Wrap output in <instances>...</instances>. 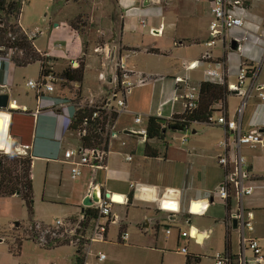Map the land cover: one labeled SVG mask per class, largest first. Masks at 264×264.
I'll list each match as a JSON object with an SVG mask.
<instances>
[{
	"label": "crops",
	"instance_id": "0c3cea01",
	"mask_svg": "<svg viewBox=\"0 0 264 264\" xmlns=\"http://www.w3.org/2000/svg\"><path fill=\"white\" fill-rule=\"evenodd\" d=\"M88 1L92 9L100 10L95 5L97 0ZM99 1H112L110 17L101 15L109 32L116 28L114 12L120 11L115 37L105 35L101 44L95 43L96 31L86 36L69 25L82 13L83 2L87 0H28L15 21L27 34L41 31L31 39L37 51L53 58L50 63L53 70L61 71L82 58L81 83H55L54 92L46 94L47 98L59 96L82 105H88L90 100L94 103L101 101L109 94V84L98 74L101 72L107 78L112 77L118 58L127 67L142 71L147 82L133 88L126 96L128 110L140 113L142 123L135 125L131 113L120 114L116 121L119 137L111 142L104 160L95 167L82 166L79 177L71 179L70 164L64 161L63 151L79 147V140L63 130L61 119L49 110L36 112V94L26 82L40 78L39 64L16 66L11 61L1 64L0 94L8 95L11 107L7 111L0 110V139L4 144H11V149L30 146L34 214L38 202L59 209L62 217L56 218L78 220L85 208L83 200L91 188L94 194L98 191L103 196L108 192L122 197L123 203L115 207L119 216L117 224L128 235L127 227L137 222L146 231L160 226L172 228L179 217H185L183 212L171 216L160 211L161 200H164L165 209L175 206L165 199L180 201L181 205L199 200L208 206L202 214L194 216L198 229L192 227L207 234L206 239L215 235L216 240L217 237L223 239L224 245L228 239V250L235 259L240 255L250 259L252 252L240 244L239 230L229 228L225 223L227 211L236 208V198L231 196L224 205L211 194L223 178V169L217 164V157L223 152L218 143L223 138L232 140L234 133L226 132L223 126L214 123L198 122H193L198 128L193 129L190 136H177L180 131L168 129L162 141H149L159 150L160 156L147 158L143 152L145 138L126 131L146 126L150 115L169 119L173 114L183 112L182 103L173 99L175 77L185 78L188 84L198 86L206 80L205 69L223 71L222 64L221 67L217 64L224 56L226 81L234 83L237 82L238 68L244 64L249 76L239 91L227 97L224 109L220 104L214 106L216 111L212 119L225 114L228 119L237 121L241 132L257 130L262 136L261 143L252 147L241 145L237 153L244 158L249 179L256 185L253 193L242 200L243 209L251 214L254 227L245 235L257 239L264 249V101L257 91L261 86L264 92V70L257 69L258 63L264 61V0H228L233 11L243 18V28L229 30L223 42L213 46L205 45L211 19L208 0ZM88 17L102 21L99 14ZM231 39L239 41L240 46L235 51L228 46ZM197 60L199 64L195 68L184 67ZM30 66L35 67L33 72L29 70ZM175 138L179 144L173 142ZM121 140L125 141L124 146L120 145ZM126 154L131 155L130 161L125 160ZM39 178L43 183L38 196ZM129 194L131 199L127 204ZM119 196L115 198L120 199ZM176 239L179 241L178 233ZM2 240L0 238V242ZM74 257L72 250L62 264H73ZM85 263L91 264L86 259Z\"/></svg>",
	"mask_w": 264,
	"mask_h": 264
},
{
	"label": "built area",
	"instance_id": "2783aa9c",
	"mask_svg": "<svg viewBox=\"0 0 264 264\" xmlns=\"http://www.w3.org/2000/svg\"><path fill=\"white\" fill-rule=\"evenodd\" d=\"M23 6L28 0H12ZM209 2V13L210 22L208 25V38L205 42L206 46H213L218 42H223L227 32L231 29H242L243 18L237 15L232 8V3L228 0H208ZM143 23V22H142ZM37 33H41L40 30H36L34 33L26 34L31 37ZM243 40L245 37L242 38ZM238 41V40H237ZM239 43V41H238ZM229 46V43H228ZM240 46V45H239ZM238 46V47H239ZM60 47V45H58ZM10 61L9 53L0 54V66L3 63ZM199 64V61L189 62L184 67L187 69L195 68ZM78 65L77 61H73L70 66L76 68ZM221 67V63L217 64ZM257 69L264 70V61L258 63ZM253 69L252 73L253 74ZM206 77L205 81L213 83H223V71H217L212 68H207L203 71ZM100 79L108 80L109 94L106 98L101 101L94 103L88 101V105H82L80 102H74L64 97L47 98L46 94H52L55 90L54 81L55 79L51 74L42 75L37 80H28L26 85L35 91L37 101V111L49 110L52 114L56 115L61 119L63 130L69 131L74 134L79 140V147L70 148L63 151L64 161L70 164V178L77 179L80 175L81 167L89 165L95 167L100 165L105 158V155L110 149V144L113 140L118 139L119 132L116 130V121L120 114L131 113L133 117V123L140 125L142 123V116L138 112H130L127 108L126 96L135 87L141 86L147 82V76L139 70L127 67L121 58H118L115 62L114 73L112 77H106L104 73L98 74ZM247 69L242 64L237 71V82L229 83L226 82V86L229 92L239 91L243 85L244 80L248 77ZM175 93L174 100L180 101L184 107V110H192L196 106V102L199 96V85L194 86L186 82L185 78L175 77ZM262 87H257L258 95L262 101H264V92L261 91ZM1 93V90H0ZM8 108L11 104L8 103ZM84 106L93 107L89 117H84L82 122L76 129H71L75 116L79 109ZM58 108V109H57ZM183 110V111H184ZM241 114V107L237 112L239 117ZM89 119L97 121L95 125L96 131L106 136L108 140V149L103 150L98 147H83L81 144V138L89 133L91 124H88ZM212 124L223 126V128L234 133L232 140L223 138L219 141L218 145L222 148L223 152L217 157V164L223 169V178L216 189L211 193L212 196L216 197L224 205H227V201L231 196H234L237 200V205L234 210H228L226 213L225 223L230 228L233 222L236 223V229L239 230V240L243 248L251 250L252 255L250 259L240 255L236 258L237 264H264V249H262L257 241L253 237H248L245 232L253 231V220L250 213H246L242 206V200L244 197L251 195L256 188L254 181L249 179L248 172L245 168L244 158L238 154L237 149L241 145L255 146L262 142V136L257 130H251L248 132H241L238 123L235 119H228L225 114H221L216 120L211 118ZM134 134H141L143 138L146 136V126H141L138 129H130ZM183 141V139H182ZM126 143L124 140L120 141V145L124 146ZM29 145H23L20 148L11 149L17 156L29 155ZM9 152V153H10ZM125 160L130 161L131 155L126 154ZM87 197L90 200V205H84L85 208H97L98 218L93 220L91 223L90 233L88 235L89 242H104L106 240V234L108 226L110 224H117L119 216L115 209L117 205L123 203L114 201L113 194L107 192L106 195L101 196L97 191L95 194L91 188L87 192ZM168 203L174 204L173 208H164L161 200L158 209L163 212H167L169 215L174 216L181 212L187 217L184 222L190 223V217L200 215L207 209V204H203L199 200L189 201L185 205H181L180 201L174 199H165ZM199 206L200 209L195 210L194 207ZM82 219V217H81ZM65 221L59 218L55 219V226H63ZM192 226L190 225L188 231H181L178 229V239H192L195 244H202V242L208 237L207 234L199 232L196 228V233L192 235ZM70 228L68 231H71ZM165 233L169 235L171 228H166ZM202 238L199 241V237ZM127 233L123 230L118 236V240L125 242L127 240ZM75 243V242H73ZM72 243V244H73ZM77 243V242H76ZM75 243V244H76ZM89 245L87 246V248ZM182 255L188 254L187 247L185 245L179 246L176 250ZM97 261L105 259L104 252L98 251L95 255ZM212 259L214 264H229L230 259L222 252H216ZM87 264V263H84Z\"/></svg>",
	"mask_w": 264,
	"mask_h": 264
},
{
	"label": "rangeland",
	"instance_id": "374dc122",
	"mask_svg": "<svg viewBox=\"0 0 264 264\" xmlns=\"http://www.w3.org/2000/svg\"><path fill=\"white\" fill-rule=\"evenodd\" d=\"M96 2L95 5L98 6L100 10L92 9L90 1L87 0L86 3L83 2L82 13L75 16L72 21L75 20L77 29H79L80 33H85L86 36L96 31L97 37L95 43L101 44L105 40V35L115 37L120 11L114 12V17L117 20L116 28L111 29L109 32L107 27L105 28L104 26L105 22L102 20L101 15L106 14L108 18L110 17L109 9L112 1H110V3H108V1L102 3L97 0ZM102 5L104 6L103 8ZM79 6L82 7L81 4H79ZM93 14L95 17L99 14L102 21H95V19H90L88 17L89 15L92 17ZM78 16L79 19H76ZM15 19L17 18L13 16L11 19L12 22H15ZM8 53L9 58L15 55H21V52L16 50L9 51ZM34 68L35 67L30 66L29 70L33 72ZM51 70L52 73L49 74L55 79L54 83H61L62 80L59 78L60 71ZM197 128L198 125L196 123H191L188 128L178 132L177 136L180 134H187L190 136L192 134L191 131ZM2 142L3 141L0 139V162L6 163L8 157L5 155L10 152L11 146ZM173 142L179 144L177 138H175ZM10 155L15 156L16 154L12 152ZM37 181L39 196L43 182L41 178ZM115 199L120 200L117 197ZM56 217H62L59 209L37 202L36 213L33 216L35 227L31 230L32 224L29 223V217L24 202L20 197H0V238H3L2 242H0V264H62L63 261L69 257V252L72 250L73 253L75 252V247H72V245H65L44 248L42 246V244H45L43 237L47 232L51 229H61L55 226ZM186 218L187 217H179L177 223L172 224L174 226L171 228L172 236L165 233L166 227L164 226L158 228L152 227L144 231L139 222L132 224L127 227L128 239L125 243L118 240V230L119 226H121L118 224H110L108 226L105 242L88 241L89 229L92 223H90L86 229L78 227L79 229L76 233H74L76 224L70 225L66 223L63 225L64 228L72 229L67 232L63 230V232L69 234L68 236L70 238L74 236L75 243L83 242L82 252L85 255V259L91 262V264H184L185 255L176 251L179 246L183 245L187 247L188 253L199 254L201 256L200 264H214V260L212 259L213 255L219 251L223 252V239L217 237L216 240L214 235L204 240L202 244H195L192 239H179V241H177L176 234L178 233V228L185 232L188 231L190 225L198 229L196 226L197 219L194 216L190 217L189 224L184 222ZM35 219L42 223L36 222ZM80 219L81 217H78V220ZM14 222H18V225H15ZM176 225L177 228H175ZM34 234H36L37 242L27 238H31ZM16 238L21 240L20 254L18 256L13 255L9 251V245L12 244ZM88 245L89 247L87 248ZM98 251L104 252V260H96L95 255Z\"/></svg>",
	"mask_w": 264,
	"mask_h": 264
},
{
	"label": "trees",
	"instance_id": "16d2710c",
	"mask_svg": "<svg viewBox=\"0 0 264 264\" xmlns=\"http://www.w3.org/2000/svg\"><path fill=\"white\" fill-rule=\"evenodd\" d=\"M21 5L12 0H0V54H6L9 51L16 50L20 51L21 55H15L10 58L16 66H26L37 62L40 66V77L42 75H48L52 73L50 63L53 58L46 56L36 50L33 45L32 39H29L25 32L18 25L17 21L12 22L13 16L18 18L21 12ZM79 19V16L76 18ZM69 25L71 28L76 29L75 20H71ZM2 48V49H1ZM81 60L78 61L76 68H72L70 65L62 69L59 73V78L62 80L61 84L66 85L69 82L81 83L83 79L84 63ZM225 57H220L218 61L223 66V83H213L209 81H201L199 83V96L196 102L195 108L192 110H184L180 114H173L169 119H165L156 115H150L146 120V136L144 145V155L147 158H156L160 156V152L152 144L150 140L162 141L165 137V133L168 129L173 126L180 125L184 129L193 122L212 124L211 118L213 113L216 111L214 106L220 104L222 109L226 107L227 97L231 94L226 86V72L223 64ZM249 75V71H247ZM93 107L84 106L79 109L75 116V121L72 124L71 129H76L82 122L84 117H89ZM88 124H91L89 133L81 138V144L83 147H98L103 150L108 149V140L106 136L96 131L95 125L97 121L89 119ZM10 153L5 156L8 157V161L0 162V195L3 197L16 195L24 202L27 215L29 217V223L32 224L31 230L34 229L35 223L33 219V184L31 178V157L26 156H11ZM12 157V158H11ZM10 158V159H9ZM131 194L127 199V204L130 203ZM82 219L77 220L76 218H68L65 224L70 225L76 224L74 233L78 231L80 227L86 229L88 225L98 218L97 208H83L81 211ZM79 227V228H78ZM228 227V226H227ZM59 230L51 229L44 235L43 240L45 244H42L44 248H53L64 245H70L74 242L73 238L69 237L66 232L69 230L64 226H58ZM123 231L120 226L118 230V236ZM28 239L37 242L36 234L32 235ZM228 238V237H227ZM14 244V245H12ZM9 245V251L18 256L20 254L21 240L14 239V242ZM75 249V257L73 264H84L85 255L82 252L83 242L73 243ZM228 239L225 240L224 251L222 252L230 259L229 264H237L236 259L229 252ZM201 256L199 254L188 253L185 255L184 264H200Z\"/></svg>",
	"mask_w": 264,
	"mask_h": 264
},
{
	"label": "water",
	"instance_id": "95a60500",
	"mask_svg": "<svg viewBox=\"0 0 264 264\" xmlns=\"http://www.w3.org/2000/svg\"><path fill=\"white\" fill-rule=\"evenodd\" d=\"M238 46H239V43L236 39H231L230 42H229V48L231 50H237L238 49ZM8 95L5 94V93H2L0 94V110L1 111H7L8 109ZM169 130H173V131H182L184 130V127L180 126V125H176V126H173L171 127ZM126 133H129V134H134L132 131H126ZM137 136H141V134L137 133L136 134ZM90 200L88 199V197H86L84 200H83V205H90ZM15 225H18V222H14ZM237 225L235 222H233V225H232V228H236Z\"/></svg>",
	"mask_w": 264,
	"mask_h": 264
},
{
	"label": "bare ground",
	"instance_id": "6f19581e",
	"mask_svg": "<svg viewBox=\"0 0 264 264\" xmlns=\"http://www.w3.org/2000/svg\"><path fill=\"white\" fill-rule=\"evenodd\" d=\"M10 145H11V144H10ZM115 196H119V195H117V194L114 195V197H113L114 201L121 202L122 197L119 196V197H121L120 200H115ZM194 209L199 211L200 207H199V206H195ZM195 233H196L195 229L192 228V235H194Z\"/></svg>",
	"mask_w": 264,
	"mask_h": 264
}]
</instances>
